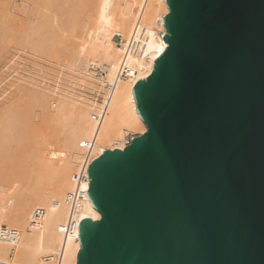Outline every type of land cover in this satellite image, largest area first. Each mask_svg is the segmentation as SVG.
Returning a JSON list of instances; mask_svg holds the SVG:
<instances>
[{"label":"water","instance_id":"1","mask_svg":"<svg viewBox=\"0 0 264 264\" xmlns=\"http://www.w3.org/2000/svg\"><path fill=\"white\" fill-rule=\"evenodd\" d=\"M146 131L87 169L76 264H264V0H166Z\"/></svg>","mask_w":264,"mask_h":264},{"label":"bare ground","instance_id":"2","mask_svg":"<svg viewBox=\"0 0 264 264\" xmlns=\"http://www.w3.org/2000/svg\"><path fill=\"white\" fill-rule=\"evenodd\" d=\"M13 1L12 6L32 3ZM167 13L166 0H36L33 12L24 11L23 21L17 13L0 12L3 52L9 39L31 46L34 40L46 52L49 46H57L50 41L58 38L62 42L58 40L62 44L58 46L67 54L66 63L88 74L91 84L103 83L106 88L99 105L61 100L65 105L57 110L58 102L51 107L45 94L32 93L24 84L6 87L0 100V264H76L79 232L65 236L61 226L69 213L66 196L74 189V174L86 151L83 143H92L94 158L107 149H122L121 141L128 133L146 131L132 88L149 76L154 61L166 49L162 18ZM115 35L121 36V46ZM132 39L141 41L142 54L128 51L127 42ZM122 64L130 71L124 77L118 75ZM98 70L100 75L95 77ZM5 79L12 81L13 74ZM45 109L54 120L50 123H55L51 144L63 146L59 155L54 149L40 155V142L36 145L33 140V114ZM47 192L51 200L46 199ZM37 210L42 211L39 216H35ZM78 217L100 218L86 193Z\"/></svg>","mask_w":264,"mask_h":264},{"label":"rangeland","instance_id":"3","mask_svg":"<svg viewBox=\"0 0 264 264\" xmlns=\"http://www.w3.org/2000/svg\"><path fill=\"white\" fill-rule=\"evenodd\" d=\"M35 1L36 0H32V3L27 2L26 4H18V6H12V2H14L13 0L9 2L7 0H0V12L12 15L14 13L16 15L17 13L16 17H19V19L23 21L24 11L28 8L32 9L33 12ZM7 6H9L8 8L10 10L8 8L5 9ZM56 40L57 41H50V43L56 42L57 46L54 44H50L52 45V47H54L51 49V47L49 46L50 49H48L46 52H41L38 46L34 43V40H32L31 46L27 43L14 44L12 42V39H9V44H6L7 46H5L6 52L4 51V53L2 51V48H0V100L1 97H3L2 94L8 89L6 88L7 86H10L11 84H24L32 90V93L40 92L45 94L49 99V104H51V107H53L55 103L57 104L58 102L57 105L59 107L56 106L58 108L57 110H62V104L65 105L64 103H61V100L62 102L66 103H71L73 101L80 106H84L87 104L99 105L103 103V99L106 95L105 84L102 83L101 86H95L91 84L90 80L87 79L89 78L88 74L81 70H76V68L74 70L73 67L66 63L67 57L65 56H67V54L62 53L63 47L61 48L60 46H58L59 44L62 46V42L58 38H56ZM58 40L61 43L58 42ZM60 52L62 55L60 54ZM62 57L65 58L63 59ZM5 72H9V74L11 75L13 74L12 81L5 79V77L11 76L7 75ZM99 75L100 72L98 70L94 76L97 77ZM6 81H8V83L10 81L9 85ZM45 108L48 110L47 107ZM46 109V112L38 110V113H36L35 111V113L33 114V117H35L33 123L36 125V131L34 132L33 140L35 137L36 140L34 142L36 143V145L40 142L38 144L39 146H41L38 147L42 150L41 151L40 149H38L39 152L41 151L40 155L42 153L46 154L45 152L52 149H54L52 151L59 155L63 150V146L61 144H51V135L53 134L55 123H53L54 120L51 119ZM39 111H41L42 113H39ZM38 114H41V116ZM51 121H53L52 124L50 123ZM10 128L9 131L13 130L11 126ZM47 128L48 130H46ZM12 143H10V145H15V143ZM36 154L37 153H35V155ZM32 164L33 168L36 169L37 165L35 164V162H32ZM10 166H8L9 169H11ZM32 182H35L33 178ZM42 189L44 190V187ZM46 194L48 195L50 193L47 192ZM51 198V195H48L46 197L47 200H51Z\"/></svg>","mask_w":264,"mask_h":264},{"label":"built area","instance_id":"4","mask_svg":"<svg viewBox=\"0 0 264 264\" xmlns=\"http://www.w3.org/2000/svg\"><path fill=\"white\" fill-rule=\"evenodd\" d=\"M115 40L117 41L118 45L121 46L122 44V38L119 35H115ZM128 51L131 53H138L142 54L143 46L141 44V41H137L135 39H132L127 42ZM130 74V71H128V67L125 64H122L120 67V71L118 72V75L124 77L125 75ZM112 85H109L108 88L111 89ZM140 134L137 133H128L125 136V139L121 141V145L123 146L121 150L125 148V146L130 145L131 140L133 137L138 136ZM86 151L84 153V157L81 161L80 167L77 172L74 174V189L69 192L66 196V201L69 207V213L67 215V218L65 220V223L61 226V231L65 236H69L72 234L78 233V226L80 223V219L78 217L79 208L81 206L82 201V194L86 193L87 189L89 188L88 185V179H87V169L89 164L93 162V159L95 160L97 157L91 156V149H92V143L85 144ZM42 211L37 210L35 212V216H39ZM56 260H60V254L57 255Z\"/></svg>","mask_w":264,"mask_h":264}]
</instances>
